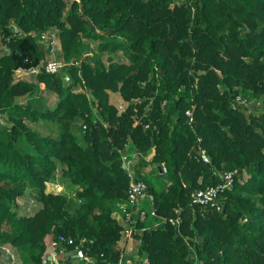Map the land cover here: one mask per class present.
<instances>
[{
    "label": "trees",
    "instance_id": "16d2710c",
    "mask_svg": "<svg viewBox=\"0 0 264 264\" xmlns=\"http://www.w3.org/2000/svg\"><path fill=\"white\" fill-rule=\"evenodd\" d=\"M46 29L75 62L70 82L44 70L49 49L30 32ZM86 39L98 51L82 58ZM238 94L261 105L234 109ZM30 95L41 104L17 101ZM124 153L164 179L147 184L157 215L137 218L134 264H264V0H0V244L45 264L47 237L64 235L67 251L119 264ZM59 166L75 195L53 183ZM230 170L217 203H193ZM27 192L41 207L18 216Z\"/></svg>",
    "mask_w": 264,
    "mask_h": 264
},
{
    "label": "built area",
    "instance_id": "2783aa9c",
    "mask_svg": "<svg viewBox=\"0 0 264 264\" xmlns=\"http://www.w3.org/2000/svg\"><path fill=\"white\" fill-rule=\"evenodd\" d=\"M31 35L36 37L37 41L43 44L45 47L49 49V59L45 63L44 70L50 74L61 75L66 82L71 81V75L68 73V69L75 64L73 61H65L63 58L59 57V54L62 51V44L59 39V33L57 29H46V30H37L30 32ZM260 102L250 96H246L243 94H238L233 101V108L237 109L242 107L244 109L251 108L253 106H260ZM190 114V112H188ZM202 158L204 161L209 162V157L207 156L205 150L202 151ZM122 160L125 164L126 169L129 171L131 176V181L128 189V200L119 205L118 210L121 211V219L124 223L123 228L125 227L124 234L126 237L130 238L133 236L134 238V225L137 222V218L144 221L148 217V213L150 212L151 216L157 215V210L152 206L150 209L146 210L144 208H139V200L143 195H146L147 184L143 180H136L133 177V171L129 168L130 164H133L132 160L128 158L126 153L122 154ZM162 172H167V168L163 166ZM235 174H237V170L234 171H223L220 173L222 182L214 186H208L202 189H199L192 193V201L195 204L207 205V204H215L219 201V195L222 190L230 189L233 187ZM47 192V191H46ZM76 193H74L75 195ZM221 206L218 205V209ZM161 222L156 223L155 226H161ZM66 244H74V239L72 237H67L61 235L58 239H53L51 241V247L54 249H59L58 253L64 252L63 248H65ZM75 253V256L79 258L87 259V262L82 264H94L89 257H86L82 250L76 246L75 250L72 251ZM123 257L125 259V254L122 253L119 264L123 263ZM55 259H58L56 257ZM70 263L69 261H66ZM52 264H60L59 261H54ZM72 264V263H70ZM81 264V263H77Z\"/></svg>",
    "mask_w": 264,
    "mask_h": 264
},
{
    "label": "rangeland",
    "instance_id": "374dc122",
    "mask_svg": "<svg viewBox=\"0 0 264 264\" xmlns=\"http://www.w3.org/2000/svg\"><path fill=\"white\" fill-rule=\"evenodd\" d=\"M85 42H87L89 44V46L86 48V50L82 54V58L85 57V56H87V55H89L90 57H92L93 54L98 51V48H97L98 42L97 41H94V40H87V39L85 40ZM90 49L92 50V52H90ZM103 60L108 64V62H109V60H108V54H104ZM31 77H33L32 74H31ZM40 94L41 95H39V96H42V97L47 98V100L50 103V105H53L55 103V98L57 96V95H55V93L48 92L44 88H42V91L40 92ZM111 97H112V100L111 101L113 103H115L121 111H123L125 109V107H126V102L124 101V99L122 98V96L119 93H112L111 94ZM30 99L33 100V102H34L35 105L41 104V103L37 102V101H39V97L37 95H30V96H25V97H19V98H17V101H19V102H26V101H29ZM245 110H246V112H250L252 110V107L251 108H247ZM144 166H147L148 167L147 170L146 169L144 170V174L145 175H148V177L151 178V180H152V182L151 181H148L146 184L151 185V183H153L154 185L155 184L158 185L160 183V180H161V183L164 182L163 181L164 180L163 178H161V179L154 178L155 177L154 176L155 174H153L154 164L149 163L147 161L146 164L143 165V167ZM59 169L60 170L58 172L56 171L57 173L54 176L53 183L55 182V183H57L59 185L61 184L62 186L66 187L67 190H64L63 193H66L69 196L74 195V193H73L74 190H72V191H69L68 190L70 187L72 188V186L69 187V183L70 182H68L63 177V175H62V166H59ZM75 192H76V190H75ZM57 194H60V193H57ZM151 205L152 204H151V202L148 199H146L145 202H144V204H143V206L146 207V210H148L151 207ZM40 207H41V203L36 198H34L30 194V192H27V194H25L24 196H21L20 198H18L16 200V205L13 207V211H15L18 214V216H30V215H33ZM75 208L74 207H69L68 210L71 213H74ZM161 223H162L161 225H163V222H161ZM124 230H125V227L123 228V231H122L123 234H122V238L121 239L123 240V239L127 238V239H131L132 240L133 239V236L130 237V238L126 237V235L124 234ZM140 242L141 241H139V243L137 242V245L136 246L133 245V243L132 244H127V247L128 248L129 247H132V250H135L136 247L140 244ZM127 243H129V242H127ZM123 253H124V251H123ZM130 258H131V260H130ZM139 260H140L139 259V256H138V254L136 252L134 254H133V252L126 253L125 254V259L123 257V263H125V261H126V262H129L131 264H134L135 262H137Z\"/></svg>",
    "mask_w": 264,
    "mask_h": 264
},
{
    "label": "crops",
    "instance_id": "0c3cea01",
    "mask_svg": "<svg viewBox=\"0 0 264 264\" xmlns=\"http://www.w3.org/2000/svg\"><path fill=\"white\" fill-rule=\"evenodd\" d=\"M133 168L142 171V173H144V170L145 169L146 170L148 169L147 166H144L143 167V163H141V161H139V160H136L135 161V165L133 164ZM64 190H67L66 187H64ZM68 190L69 191L74 190L73 193H75L76 187L75 188L74 187H72V188L70 187ZM144 197H146V195H143L142 196V200H139V208L146 209V207L143 206V204H144V202L146 200ZM114 213L116 214L118 221L123 226L124 223H123V221L121 219V215H120L121 211L117 209L116 211H114ZM52 240L53 239H52L51 236H48L47 237V242H46V244H47V251L45 253V260H47V262H45V260H44V263L45 264H52L55 260L56 261H59L60 264H70V263H72V264L81 263L82 264L84 262L89 263L87 261V259H85V258H79V257L75 256V253H73L72 251H67L65 248H63L64 252H62V253L59 254L56 249H54V248L51 247V241ZM127 242H129V243H127ZM137 242L139 243V240H138V238H136L134 236V238L132 240L131 239H127V238L123 239L119 243V245L123 249L124 254L130 253V252H133V254H134L135 253L134 251L136 249L135 250H132V247H129L128 248L127 247V244H132L133 243V245L136 246L137 245ZM48 248H52L53 251L52 252L48 251ZM56 257H58V259H55ZM131 258H130V260H131ZM66 261H69L70 263H67ZM0 264H25V263L23 262V259H22L21 255H20L19 251L15 247L11 246L10 244H0Z\"/></svg>",
    "mask_w": 264,
    "mask_h": 264
},
{
    "label": "water",
    "instance_id": "95a60500",
    "mask_svg": "<svg viewBox=\"0 0 264 264\" xmlns=\"http://www.w3.org/2000/svg\"><path fill=\"white\" fill-rule=\"evenodd\" d=\"M123 167L126 168V167H125V164H123ZM129 168L133 171V164H130V165H129ZM133 172H134V171H133ZM48 251L52 252L53 249H52V248H48ZM57 251H59V249H57ZM45 262H47V260H45Z\"/></svg>",
    "mask_w": 264,
    "mask_h": 264
},
{
    "label": "clouds",
    "instance_id": "9594fccd",
    "mask_svg": "<svg viewBox=\"0 0 264 264\" xmlns=\"http://www.w3.org/2000/svg\"><path fill=\"white\" fill-rule=\"evenodd\" d=\"M158 223V222H157Z\"/></svg>",
    "mask_w": 264,
    "mask_h": 264
}]
</instances>
